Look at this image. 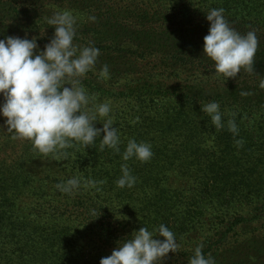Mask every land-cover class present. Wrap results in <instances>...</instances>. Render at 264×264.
<instances>
[{"label":"trees","instance_id":"16d2710c","mask_svg":"<svg viewBox=\"0 0 264 264\" xmlns=\"http://www.w3.org/2000/svg\"><path fill=\"white\" fill-rule=\"evenodd\" d=\"M122 1L125 9L119 5L120 1L115 0H51V3L85 10L89 17H95L94 22L88 18V23L83 25L91 36L98 34L90 40L96 43L94 47H100L99 43L138 39L134 30L139 24L147 31L144 34L158 37L160 44H163L161 55L167 68V58L175 65L179 63L177 60L182 63H198L195 58H190L194 55L181 49L182 45L171 46V43H182L191 35L189 33L210 26L206 13L212 8H223L225 18L241 35L253 30L256 32L259 47L254 57L255 71L249 74L241 70L237 78H230L224 93L211 92L202 88L206 85L201 83L182 81L172 84L186 88L189 92L186 93L189 95H180L182 99H179L181 103L178 107L162 105L163 95L155 92L153 99L158 101L150 107L149 115L140 114L136 117L127 113L117 117L114 127L121 141L119 153L107 147L101 149L99 137L86 148L82 144L73 143L72 147L63 150L66 155L60 154L70 169L69 173L64 177L45 175L47 182H43L45 188L40 193L29 187L31 179L24 169L25 163L32 159L49 158L51 155H41L31 141L13 139L9 132L3 135L0 138V264H100L101 258L81 259L80 255L68 251L70 235L76 227L91 236L96 244L113 250L118 241L130 237L140 227L153 231L164 224L176 234L186 230L185 222H201L203 214L209 215L206 220L225 221L228 217L237 216L239 221L245 218L243 213L231 212L227 204L237 202L242 196L251 197L252 190H227L224 186H213L207 182L201 189L184 190L168 184V171L170 166L178 165L181 152L186 151L196 130L210 125L207 139L222 146L218 156L224 158V163L219 167L218 177L225 185L223 178L228 176V155L236 150L232 148L235 143L231 132L227 130V117L222 119L226 122L225 127L216 130L208 115L200 116L199 112L187 107L211 101L218 102L220 111L237 120V123L250 116L255 117L252 123L257 129L249 134L250 145L247 147L245 143L244 152L249 160H253L248 163V170L258 165L264 169V88L260 87L264 80V0H144L143 6L140 5L141 0ZM94 9L98 10L97 13ZM120 14H123V20L127 16L131 18L117 23ZM130 20H135L134 26ZM115 25H122L127 30L118 41L106 37V31L103 30ZM13 32L0 29V39L11 36ZM148 43L152 42L149 40ZM165 43H168V47ZM112 49L102 46L100 53L111 52ZM242 92L248 94L241 95ZM114 96L119 97L118 94ZM132 96H135L134 92ZM126 102L129 105L132 103L130 99ZM129 139L150 144L152 158L148 162H140L135 158L125 162L122 153ZM213 153L206 150L203 158ZM124 163H127L132 175L136 177V183L131 188H119L116 184L122 175L121 165ZM175 175L181 179L189 176ZM73 177L82 181L80 190L75 194H65L56 188L55 182L64 183ZM27 189L28 193L38 194V208L29 209L26 215L21 201ZM32 210H36L35 215H29ZM93 210L95 215L92 214ZM257 210L260 211L259 208Z\"/></svg>","mask_w":264,"mask_h":264},{"label":"rangeland","instance_id":"374dc122","mask_svg":"<svg viewBox=\"0 0 264 264\" xmlns=\"http://www.w3.org/2000/svg\"><path fill=\"white\" fill-rule=\"evenodd\" d=\"M115 1H120L119 5L125 9L122 0ZM143 3H145L144 0H141L140 5L143 6ZM97 11L95 10V13ZM62 12H68L76 21L77 34L73 41L74 44L81 47L90 44L95 46L96 43H91L90 40L98 34L91 36L92 34L83 28V25L88 23V13L85 10L72 9L66 4H53L51 0H0V29H5L8 32L14 30L11 36L24 38L27 34L28 39L37 37L39 48L43 50L44 46L53 38L55 31L54 26L47 24V19ZM122 16L123 14L119 15L117 23L131 18L127 16L123 20ZM130 21L134 26L135 20ZM123 28L122 25H115L107 26L103 30L106 31V37L118 41L124 32L127 33V30ZM208 29L209 26H205L200 31L189 33L191 35H188L187 40L182 43H171V46L173 44L182 45L181 49L194 55L190 58H195L198 63H182L181 60H177L179 63L176 62L178 64L175 65L167 58L169 68L165 65V60L161 55L163 44H160L159 38L144 34L147 31L143 30L139 24L134 30L139 38L134 41L123 40L118 43H106L107 45L99 43L100 47L106 46L113 49L111 52L100 53L95 68L82 79V86L89 95L88 107L93 109L101 103L110 104L112 109L110 115L116 123L117 117L127 113L134 114L136 117L140 114L149 115L150 107L155 106L153 103L158 101L153 99L155 92L163 95L162 105L170 104L172 107L175 105L178 107L181 103L179 99H182L180 95H184V93L189 95L186 94L189 92L186 88L182 89L178 85L173 86L172 84L182 81L184 83H201V85H206L202 88L211 92L224 93L230 78L226 80L223 75L217 74L213 62L203 53V38L208 34ZM16 32L18 33L14 34ZM149 40L152 43H148ZM167 44L165 43L166 46ZM100 47L97 48L100 49ZM163 48L165 49V47ZM105 65L108 66L109 72L107 75H101L100 69ZM132 92L135 93V96H132ZM116 94L119 95L118 98L114 96ZM127 99L132 101L130 105L126 102ZM2 102V97H0V103ZM205 103H195L187 107L192 108L196 113L199 112L200 116H205L207 114L201 111V106ZM221 113L222 119L227 117V121L234 120L224 111L221 110ZM251 117L239 120L238 123L237 120H234L239 128V136L234 138L231 133V137L234 143L237 139H242L243 145L241 147H237L236 143L232 145V148L236 150H233L230 156L228 155L226 162L228 176H225L226 179L223 178L225 185L218 177L220 175L219 167L224 163L222 161L224 158L218 156V150L222 146H218L212 139H207L210 125L203 126L204 129L196 130L195 136L191 138V143L186 146V151L181 152V157L177 160L178 165L170 166L171 169L168 171L170 174L168 184L172 187H181L184 190L201 189L206 186V182L213 186H224L227 190H252L251 197L242 196L238 198L237 202L227 204L231 212L243 213L245 218L239 221L236 219L237 216L228 217L225 221L206 220L208 214H203L201 222L196 224L185 222L186 230L174 233L179 245L178 252L169 253L164 264H188V260L194 255L196 246L200 244L203 245V254L206 257L211 255L215 264H264V169L258 165V167L248 170V163L253 160H249L244 152L245 143L247 147L248 144L250 145L249 134L257 129L252 123L255 117ZM101 122H95V126L102 128ZM3 124L4 118H0V126ZM6 131V127L0 129V138L7 133ZM206 150L208 153L211 151L214 153L203 158L206 156ZM24 169L31 179L29 187L39 193L45 188L42 185L43 182H47L44 179L45 175L64 177L70 170L60 154L49 156V158L32 159L25 163ZM232 170L235 172L231 173ZM175 174H188L189 176L181 179ZM54 184L56 186L58 183ZM23 195L21 202L25 207L24 214L27 215L29 209L38 208V203H36L38 194L28 193L27 189ZM258 208L260 211L257 210ZM257 213L259 214L257 215ZM35 214L36 210L29 213V215ZM70 239L68 251L73 255H80L81 259L84 257L98 259L111 255V249L104 248L99 243L96 244L91 236L81 228L76 227L70 235Z\"/></svg>","mask_w":264,"mask_h":264},{"label":"clouds","instance_id":"9594fccd","mask_svg":"<svg viewBox=\"0 0 264 264\" xmlns=\"http://www.w3.org/2000/svg\"><path fill=\"white\" fill-rule=\"evenodd\" d=\"M94 21L95 17H89ZM208 34L203 38V53L214 64L217 74L227 79L237 78L244 70L252 74L254 57L259 47L256 32L241 35L224 16L223 8H212L206 13ZM54 26L53 38L40 50L38 38L5 36L0 39V118L13 139L31 141L43 156L66 155L63 150L82 144L85 148L100 138V147L120 152V136L110 115V104L101 103L88 107L89 95L82 86V79L95 68L100 49L94 46H77L76 21L68 12L57 13L47 19ZM108 66L100 69L107 75ZM260 87L264 88V80ZM248 93L242 92L241 95ZM201 111L206 113L217 130L225 127L216 101L205 103ZM101 122L102 128L95 126ZM227 129L233 137L239 136L234 120L227 121ZM103 136L101 138V134ZM237 147L242 139L235 141ZM153 156L151 145L129 139L122 159L135 158L148 162ZM122 175L116 181L119 188H131L136 183L127 163L121 165ZM95 184L93 181H89ZM80 178L73 177L56 188L65 194H75L81 188ZM95 215V210L92 212ZM98 217V216H97ZM163 239H160V238ZM179 245L175 234L164 224L149 231L140 227L130 237L117 242L111 255L103 257L100 264H164L169 253H177ZM203 245L196 246L188 264H215L211 255L203 254Z\"/></svg>","mask_w":264,"mask_h":264}]
</instances>
